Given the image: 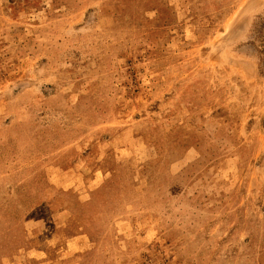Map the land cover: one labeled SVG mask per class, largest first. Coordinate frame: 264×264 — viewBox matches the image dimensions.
<instances>
[{
  "label": "rangeland",
  "instance_id": "374dc122",
  "mask_svg": "<svg viewBox=\"0 0 264 264\" xmlns=\"http://www.w3.org/2000/svg\"><path fill=\"white\" fill-rule=\"evenodd\" d=\"M0 264H264V0H0Z\"/></svg>",
  "mask_w": 264,
  "mask_h": 264
}]
</instances>
